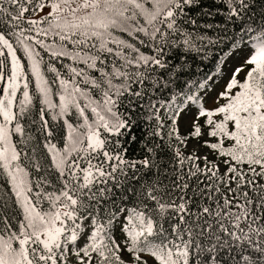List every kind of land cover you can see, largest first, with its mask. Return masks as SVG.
Masks as SVG:
<instances>
[{"label":"snow or ice","instance_id":"1","mask_svg":"<svg viewBox=\"0 0 264 264\" xmlns=\"http://www.w3.org/2000/svg\"><path fill=\"white\" fill-rule=\"evenodd\" d=\"M0 264H264V0H0Z\"/></svg>","mask_w":264,"mask_h":264}]
</instances>
